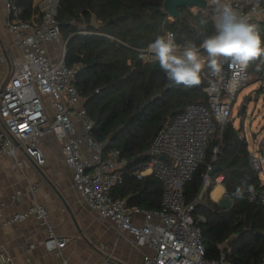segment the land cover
I'll return each mask as SVG.
<instances>
[{
	"label": "built area",
	"instance_id": "obj_1",
	"mask_svg": "<svg viewBox=\"0 0 264 264\" xmlns=\"http://www.w3.org/2000/svg\"><path fill=\"white\" fill-rule=\"evenodd\" d=\"M228 2L238 14L250 23L261 24L264 30V0ZM0 3L5 11L3 26L12 45L19 50L0 90V155L12 158L16 171L23 170L19 152L39 168L45 167L47 159L41 142L53 136L60 144L65 164L72 170L82 204L111 224L116 242L123 238L135 248L145 250L141 264H233L228 261V240L218 243V258H205L200 227L205 217L195 219L193 216L202 202L203 192L188 203L184 186L205 162L209 149L212 159L203 175V191L223 183V175H209L215 168L239 94L252 82L250 67L235 81L238 69L229 62L222 64L219 76L211 75L205 67L201 76L206 81L203 88L206 103H190L181 113L169 118L151 142L145 162L127 170L128 161L122 158L121 151L108 149L107 143L100 142L94 135L93 121L76 86L79 68L66 62L67 42L58 20L60 0H36L37 14L31 21L21 17L15 0H0ZM201 11L205 16L210 15L214 23L211 0H207V8ZM168 32L175 34L164 29L160 36ZM175 41L177 43L176 34ZM148 46L143 50V60L158 63L151 59ZM201 55L206 57L202 50ZM257 81L264 92V62ZM239 138L244 139L241 134ZM259 156L250 154L249 164L260 175ZM127 172H133L138 179L152 175L162 183L160 209L130 207L126 199L113 197L114 188L122 184ZM37 191L38 186L33 184L26 191L17 190L5 199L0 197V220L8 226L35 218L47 235L43 240L45 251L61 258V264H69L63 257L69 239L55 233L46 207L34 200ZM26 195L33 200L27 210L4 213L11 204L21 203ZM226 198L229 199L227 195ZM249 199L264 205V188L251 189ZM35 248L34 243L29 244L27 252ZM97 250L103 254L98 264H123L114 258L106 244L100 243ZM31 261L29 254L26 262ZM0 264L18 263L0 247Z\"/></svg>",
	"mask_w": 264,
	"mask_h": 264
},
{
	"label": "trees",
	"instance_id": "obj_2",
	"mask_svg": "<svg viewBox=\"0 0 264 264\" xmlns=\"http://www.w3.org/2000/svg\"><path fill=\"white\" fill-rule=\"evenodd\" d=\"M15 1L24 20L35 18L36 0ZM164 1L60 0L58 9L62 36L67 42L66 62L79 68L76 86L93 121L94 135L107 143L108 149L121 151L128 161L127 170L145 162L151 142L172 113L175 116L190 103L207 101L203 78L200 85L185 88L169 81L158 63L143 60V50L164 29L175 32L178 44L197 47L215 32L210 15L202 11L194 14L187 7L180 10V18L170 21L163 11ZM257 27L264 40L262 25ZM249 67L258 76L262 61ZM231 124L214 163L221 168L218 173L224 177L222 184L231 206L225 209L213 202L209 196L211 186L193 216L205 217L200 227L206 259L218 258V243L228 240L229 262L264 264V205L249 199L251 189L261 190L264 184L250 167L246 139H240V131ZM259 147L264 158V137ZM211 159L209 149L205 162L184 186L188 203L202 191L203 175ZM237 189L241 196L236 195ZM162 193V183L155 176L138 179L127 172L112 195L126 199L130 207L158 210Z\"/></svg>",
	"mask_w": 264,
	"mask_h": 264
},
{
	"label": "crops",
	"instance_id": "obj_3",
	"mask_svg": "<svg viewBox=\"0 0 264 264\" xmlns=\"http://www.w3.org/2000/svg\"><path fill=\"white\" fill-rule=\"evenodd\" d=\"M194 9L196 11L191 10L194 14L201 11ZM4 16L5 11L0 3V90L9 77L11 62L19 52L12 45L11 38L3 26ZM41 149L47 159V165L42 168H39L23 152H19L18 158L23 164V170L16 171L13 159L6 154L0 155V197L5 199L17 190L26 191L31 185L36 184L38 191L34 200L46 207L55 233L69 239V243L63 250V257L69 261V264H98L103 257V254L97 250L100 243L106 244L113 251L114 258L121 263L141 264L145 250L137 249L128 242L123 250L118 244L120 240L116 242V232L111 224L82 204L73 183L72 170L65 164L60 144L55 138L53 136L44 138L41 142ZM258 155L261 153L259 152ZM129 174L134 173L129 172ZM149 176L151 175L144 178ZM216 186H213L209 196L213 202L220 205L226 197L224 199L222 196L220 200H213L211 193ZM221 187L226 196L223 184ZM204 193L202 189L199 196L202 194L203 197ZM32 203L30 196H23L21 203L11 204L4 210V213L10 215L15 212H24ZM46 236L45 229L38 224L35 218L8 226H4L0 220V247L5 248L8 256L18 264H28L26 257L29 254L32 260L30 264L44 262L61 264V258L45 251L43 240ZM31 243H34L36 248L29 253L27 247Z\"/></svg>",
	"mask_w": 264,
	"mask_h": 264
},
{
	"label": "clouds",
	"instance_id": "obj_4",
	"mask_svg": "<svg viewBox=\"0 0 264 264\" xmlns=\"http://www.w3.org/2000/svg\"><path fill=\"white\" fill-rule=\"evenodd\" d=\"M211 3L214 5L215 32L206 36L199 47L193 44L181 47L172 32L158 36L148 46L151 59L158 62L166 78L175 85L198 86L205 67L211 75L219 76L224 62L238 69L235 81L254 62H264V40L257 25L238 14L228 0H211ZM201 50L206 57L201 55ZM236 195H242L240 189Z\"/></svg>",
	"mask_w": 264,
	"mask_h": 264
},
{
	"label": "rangeland",
	"instance_id": "obj_5",
	"mask_svg": "<svg viewBox=\"0 0 264 264\" xmlns=\"http://www.w3.org/2000/svg\"><path fill=\"white\" fill-rule=\"evenodd\" d=\"M191 10L196 11V9ZM169 19L173 21V19ZM256 77L257 76H254V81L240 92L233 109L231 125L235 130L240 131L242 137L246 139L249 153H256L258 155L260 152V142L264 137V92L260 90ZM243 106H245L244 112H242ZM259 157L262 165V171L259 177L264 184V158L261 155ZM230 205L231 201L228 198L220 203V206L225 209L229 208ZM126 243L127 242L121 238L118 244L120 245L119 247L124 250V247L127 245ZM117 257L121 258L120 256Z\"/></svg>",
	"mask_w": 264,
	"mask_h": 264
},
{
	"label": "water",
	"instance_id": "obj_6",
	"mask_svg": "<svg viewBox=\"0 0 264 264\" xmlns=\"http://www.w3.org/2000/svg\"><path fill=\"white\" fill-rule=\"evenodd\" d=\"M184 7L189 9L197 8L199 10H205L207 8V0H165L163 3V11L169 15V18L173 20L180 18V10ZM159 98L160 96L155 98L153 101L156 102ZM244 111L245 106L242 107V112ZM173 116L174 113H172L169 118H172ZM220 169V166L217 165L209 176L214 177L220 171Z\"/></svg>",
	"mask_w": 264,
	"mask_h": 264
},
{
	"label": "bare ground",
	"instance_id": "obj_7",
	"mask_svg": "<svg viewBox=\"0 0 264 264\" xmlns=\"http://www.w3.org/2000/svg\"><path fill=\"white\" fill-rule=\"evenodd\" d=\"M222 196L225 199V191L224 189L221 187V184H217L215 190L211 193V197L213 198V200H220L222 198Z\"/></svg>",
	"mask_w": 264,
	"mask_h": 264
}]
</instances>
